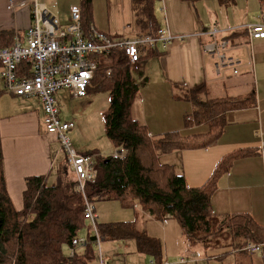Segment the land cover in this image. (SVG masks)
Here are the masks:
<instances>
[{"label": "crops", "instance_id": "1", "mask_svg": "<svg viewBox=\"0 0 264 264\" xmlns=\"http://www.w3.org/2000/svg\"><path fill=\"white\" fill-rule=\"evenodd\" d=\"M10 1L0 0V31H13L14 38L19 35L25 40L26 31L32 24V0H12L15 6L8 9ZM38 2L59 19L62 27L69 23L70 7L82 4V0ZM262 12L264 1L261 0H232L231 4L219 0L196 3L156 0L155 15L160 27L168 25L172 34L184 38L174 39L167 47L159 44L154 56L141 59L138 80L141 93L134 100L131 113L137 123L147 128L151 137L157 138L167 132L182 133L178 126L181 92L201 85L207 98H240L254 92L255 106L226 112L224 131L215 143L205 148L161 155L158 160L184 176L188 186L197 187L209 179L224 155L241 148H255L257 154L236 159L229 171L221 176L211 196V209L220 215L247 213L264 227V38L251 39L247 30V25ZM138 21L134 0H94L92 24L99 31L115 37H135L141 34ZM213 26L220 29L219 37L229 40V55L240 59L239 73L225 68L218 74L215 59L204 51V44L209 41L205 32ZM228 73L231 74L226 75ZM0 90L4 91L1 81ZM11 96L3 92L0 97V140L9 194L16 208L22 209L29 177L44 176L47 184L58 185L68 177L71 167L66 153L62 159L57 138L47 133L38 99L32 107L21 102L19 113H15L13 104L7 102ZM184 101L188 106L189 101ZM154 111L170 116L159 122ZM194 124L189 130L197 132L187 135L199 133L198 129L204 125ZM134 249V243L117 242V247L110 246L105 252L118 250L114 254H118L117 259L123 257L122 263L126 264L127 260L136 259L132 256L138 257ZM84 252L82 247L78 249L80 255ZM110 257L105 255L104 258L115 264Z\"/></svg>", "mask_w": 264, "mask_h": 264}, {"label": "trees", "instance_id": "2", "mask_svg": "<svg viewBox=\"0 0 264 264\" xmlns=\"http://www.w3.org/2000/svg\"><path fill=\"white\" fill-rule=\"evenodd\" d=\"M155 1L134 0L142 35H157L161 28L155 15ZM219 1L227 4L232 0ZM93 3L94 0H82L85 29H89L92 23ZM13 44L14 32L0 31V47ZM155 51L151 50L147 57L154 56ZM139 90L124 51L114 49L107 58L101 59L88 93H109V106L104 113L106 132L112 144L122 148L123 152L122 156H103L97 150L83 153L95 156L98 170L96 181L86 185L88 197L97 201L118 200L123 206L133 208L138 204L159 221H164L165 215L171 213L182 227L189 247L201 244L223 250L213 256L215 258L223 259L232 251L247 253L244 247L251 240L264 243V227L249 214L220 215L211 209V196L221 176L229 171L236 159L257 154L255 148H241L224 155L209 179L197 187L188 186L184 176L158 160L161 155L205 148L215 143L224 131L226 112L255 106V93L240 98L205 96L203 100V85L181 92L183 99L192 100L198 108L194 122L208 123L210 130L192 135L174 131L153 138L147 128L132 117V106ZM3 92L0 90V97ZM68 174L71 176V169ZM84 211L85 200L77 192L74 179L66 177L60 184L51 185L44 176L27 179L23 208L17 209L7 187L0 140V264H91L95 259V237L91 233L87 234L88 243L83 255L77 253L70 257L65 254V248L71 247L73 238L83 228ZM98 225L107 240H134L139 253L154 257L155 264L163 263L161 241L145 229H139L135 222ZM237 264L245 262L241 260Z\"/></svg>", "mask_w": 264, "mask_h": 264}, {"label": "built area", "instance_id": "3", "mask_svg": "<svg viewBox=\"0 0 264 264\" xmlns=\"http://www.w3.org/2000/svg\"><path fill=\"white\" fill-rule=\"evenodd\" d=\"M32 3V24L26 31L25 40L16 35L12 46L0 47V81L5 93L28 99L36 98L40 102L47 133L55 136L62 150L66 152L69 166L75 176L76 190L85 200L83 225L95 237L94 245L98 249L99 264H111L105 260L101 248L106 237L98 228L94 200L86 193L87 183L95 182L98 177L95 156L81 154L73 147L70 131L75 128V124L60 118L56 95L66 88L74 96H86L101 59L107 58L114 49L124 51L131 68L139 71L141 59L151 50L156 49L159 44L167 47L174 39L184 37L172 34L168 25L160 28L157 35L135 37L111 36L97 30L92 23L89 29H85L81 5L70 7L69 23L62 27L59 19L44 4L38 0H32ZM14 6L15 3L11 0L8 9H13ZM254 20L247 25L248 34L251 39H263L264 12L255 16ZM219 33L220 29L216 26L205 32L209 41L204 44V51L215 59L218 74L225 68L239 73L241 61L229 55L230 42L219 37ZM262 146L264 148V142ZM115 156H122V152H116ZM170 218L172 214L167 213L163 224ZM87 243L88 236L74 237L69 256L74 257L78 249H84ZM244 249L250 253L261 252L264 251V243L251 240L246 243ZM195 257L192 253L190 258H182L180 263H187ZM162 264L170 263L163 261Z\"/></svg>", "mask_w": 264, "mask_h": 264}, {"label": "rangeland", "instance_id": "4", "mask_svg": "<svg viewBox=\"0 0 264 264\" xmlns=\"http://www.w3.org/2000/svg\"><path fill=\"white\" fill-rule=\"evenodd\" d=\"M132 71L134 79L138 81L141 72L133 69ZM229 74L231 73H228L226 75ZM138 84L139 86L141 85L139 81ZM140 93L141 92L139 90V96ZM160 96H163V93H160ZM204 97L205 95L203 93L201 99L204 100ZM224 97L228 96H223V98ZM56 98L59 107L60 118L68 119L69 121H72L75 124V128L70 131V136L72 139V145L77 151L97 150L103 156L116 155V152L118 151L123 152V149L114 146L107 136L104 121V113L109 106L108 92L92 91L89 92L86 96L79 97L74 96L69 89L64 88L57 93ZM26 99L23 97L11 96L10 100L9 98L7 99V102H11L14 107V112L19 113L21 102L25 101L26 105H30L31 107L37 104L36 98H34L35 101H31V99ZM188 101V106L185 104L186 102L184 101V99L179 101L182 105L179 106L178 112L180 120V125L178 126L181 128V132L185 135L197 132L189 130V128L195 125L193 119L195 117V111L198 108L192 100ZM169 116L170 114H163V112L158 113L154 111V117H158L157 120L159 122L164 121ZM188 117H190L189 122L193 120L190 126H188L187 124ZM201 125H203L202 128L198 129L200 132L205 133L210 130V125L208 123H202ZM60 153L63 159L66 152L62 150V148H60ZM68 178L75 180V176L73 174L71 176H68ZM93 204L96 208L95 213L97 215L98 224L120 221L135 222L136 226L139 229H145L148 233L154 235L161 241L163 250V261L167 260L171 264H182L179 262L181 257L190 258V255L192 253H194L196 257L194 259L189 260L186 264H237V262H240L241 260L244 261L245 264H264V251L257 253H243L239 251H232L223 259H219L213 256L219 255V253L223 251L222 249L204 247L201 244H196L190 247L188 245L187 247L186 244H184L185 246H183L182 243H185L183 230L174 218L167 219L166 223L163 224V221L156 220L149 213L144 212L141 206L138 204L136 208H133L131 206H123L118 200H94ZM88 233L92 234V232L83 225V228L81 229L78 235L88 236ZM166 237L169 238L171 247L168 244ZM117 242H120L122 244L131 242L135 244V241L131 239L119 241L108 239L104 240L101 244L104 257L105 255L111 256L110 258L113 262H115V264H118L116 261H119V264H124L122 263L123 257L117 259L118 254H114V252L118 253V250L111 251L112 253L105 252L110 246L117 247ZM177 244H181L183 247H176ZM94 249L95 259L91 264H93L94 262V264H99L98 249L95 245ZM134 250L136 251L139 258L137 256H132L136 257V259L127 260L126 264H155L154 257L146 254H141L137 251L136 244ZM69 252L70 247H66L65 254L67 256L69 255Z\"/></svg>", "mask_w": 264, "mask_h": 264}]
</instances>
